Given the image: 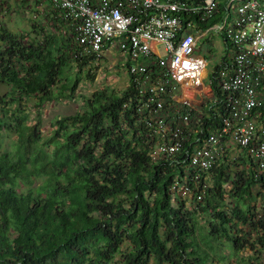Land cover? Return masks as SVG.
Listing matches in <instances>:
<instances>
[{"label": "trees", "instance_id": "trees-1", "mask_svg": "<svg viewBox=\"0 0 264 264\" xmlns=\"http://www.w3.org/2000/svg\"><path fill=\"white\" fill-rule=\"evenodd\" d=\"M45 1L50 24L19 35L0 25V85L7 89L0 96V264H264V182L254 165L223 158L209 173L203 202L186 207L170 193L181 170L148 154L130 79L120 93L80 97L82 109L55 118L43 136V107L73 99L74 72L100 60L76 56L72 27ZM225 15L221 1L199 27ZM231 64L223 55L212 67L220 110L203 117L205 130L221 124L218 74ZM27 100L36 102L35 124ZM257 111L264 115V95ZM5 132L14 137L9 151H2Z\"/></svg>", "mask_w": 264, "mask_h": 264}, {"label": "built area", "instance_id": "built-area-1", "mask_svg": "<svg viewBox=\"0 0 264 264\" xmlns=\"http://www.w3.org/2000/svg\"><path fill=\"white\" fill-rule=\"evenodd\" d=\"M48 1L72 27L78 58L118 52L137 91L134 118L151 160L182 172L170 186L174 198L196 208L223 158L249 160L256 181L264 182V115L257 111L264 95V0ZM221 1L222 22L201 30ZM210 33L233 56L230 70L218 74L221 124L205 130L203 117L220 110L199 48L200 39L211 43Z\"/></svg>", "mask_w": 264, "mask_h": 264}, {"label": "rangeland", "instance_id": "rangeland-1", "mask_svg": "<svg viewBox=\"0 0 264 264\" xmlns=\"http://www.w3.org/2000/svg\"><path fill=\"white\" fill-rule=\"evenodd\" d=\"M46 4L45 0H0V25L16 35L31 32L33 24L48 25L54 17H48L51 14V8ZM57 17L59 15L56 14L55 18ZM55 26L59 27V23H55ZM210 36L212 38L210 44H205L202 39L199 44L200 55L207 60L208 71L218 63L223 55L228 59L233 56L231 51L226 49L221 38L213 33H210ZM74 73L80 80L74 98L46 105L42 109L39 121L41 123L40 130L45 138L51 133L50 123L55 118L72 115L82 109L80 97H88L93 92L105 88L120 93L128 84L125 68L120 62L118 52L114 50L104 52L97 63L87 65L81 71L77 70ZM6 91V87L0 85V96L4 95ZM23 104L28 107L31 124H35L37 121L34 111L36 102L27 100ZM13 144V134L3 133L2 151L11 150ZM228 162L236 164V161L232 159H228ZM234 169L235 167L232 168V170ZM251 238L253 241L254 235ZM249 255L250 253H246V258Z\"/></svg>", "mask_w": 264, "mask_h": 264}, {"label": "crops", "instance_id": "crops-1", "mask_svg": "<svg viewBox=\"0 0 264 264\" xmlns=\"http://www.w3.org/2000/svg\"><path fill=\"white\" fill-rule=\"evenodd\" d=\"M223 57V56H222Z\"/></svg>", "mask_w": 264, "mask_h": 264}]
</instances>
